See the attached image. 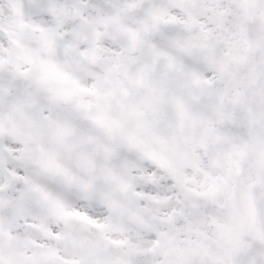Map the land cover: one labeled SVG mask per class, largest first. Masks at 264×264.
Returning <instances> with one entry per match:
<instances>
[{
    "label": "snow or ice",
    "instance_id": "snow-or-ice-1",
    "mask_svg": "<svg viewBox=\"0 0 264 264\" xmlns=\"http://www.w3.org/2000/svg\"><path fill=\"white\" fill-rule=\"evenodd\" d=\"M0 264H264V0H0Z\"/></svg>",
    "mask_w": 264,
    "mask_h": 264
}]
</instances>
